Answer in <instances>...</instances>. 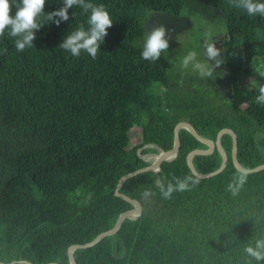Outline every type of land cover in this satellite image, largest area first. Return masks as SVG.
<instances>
[{"label":"trees","instance_id":"1","mask_svg":"<svg viewBox=\"0 0 264 264\" xmlns=\"http://www.w3.org/2000/svg\"><path fill=\"white\" fill-rule=\"evenodd\" d=\"M90 2L103 4L113 20L95 60L58 47L80 24L87 29L79 7L69 9V21L36 31L23 52L7 32L0 37V50L7 49L0 54V262L69 264L70 245L91 241L132 207L114 194L119 178L150 164V153L171 148L181 120L212 141L221 128L232 129L238 162L245 168L264 163V106L254 103L264 85V17H249L234 0ZM61 6L62 0H46L45 12ZM153 11L211 25V36L226 33L233 98L246 91L237 88L238 76L259 67L244 106L193 89L198 78L180 73L168 52L155 62L141 59L143 23ZM133 127L139 133L131 140ZM179 137L173 159L119 188L141 203L140 213L97 243L76 248V264H249L244 247L264 237V169L247 173L233 196L227 186L239 171L231 166V136L221 137L225 168L206 178L186 164L189 151L206 145L186 129ZM221 161L217 148L192 157L201 173ZM174 177H191L189 189L164 199L157 184Z\"/></svg>","mask_w":264,"mask_h":264},{"label":"clouds","instance_id":"2","mask_svg":"<svg viewBox=\"0 0 264 264\" xmlns=\"http://www.w3.org/2000/svg\"><path fill=\"white\" fill-rule=\"evenodd\" d=\"M45 5L46 0H15L13 14V0H0V37H3L7 32L10 38H15L17 52H23L26 48L34 45L36 31L45 24L54 23L59 26L61 22L69 21V9L79 7L81 14L87 15V29L84 24H80L65 36L58 47L70 52L73 57H79L84 52L95 60L100 51V45L108 34V29L113 25V20L105 6L93 4L90 0H62L61 7L45 12ZM233 6L242 9L249 17L257 15L264 17V0H234ZM73 15L75 16V12ZM144 31L141 59L155 62L169 49L167 29L160 25L154 27L150 32ZM207 51L211 59H215L219 54L215 47H209ZM0 54H7V49L0 50ZM195 59L196 53L190 52L182 60L181 66L187 68L189 63ZM193 67L198 69L202 76L211 75V72L205 71L199 63L194 64ZM254 103L264 106V85L259 87L258 94L254 97ZM246 175V171H239L234 182L228 184L227 191L235 196L239 188L243 186ZM190 179L191 177L183 179L174 177L175 182L170 180L166 186L161 181L157 184L160 195L164 199H169L174 192L188 190ZM151 194L150 191L145 193L146 196ZM243 251L251 258L249 264H252V261H255L256 264H264V237L255 239L254 243L247 244Z\"/></svg>","mask_w":264,"mask_h":264},{"label":"water","instance_id":"3","mask_svg":"<svg viewBox=\"0 0 264 264\" xmlns=\"http://www.w3.org/2000/svg\"><path fill=\"white\" fill-rule=\"evenodd\" d=\"M160 25L165 26V28L167 29V36L170 39L173 36L188 30L192 26V21L186 15H175V14L168 12V11H163V12L153 11V12H150L148 14V16L146 17V19L144 20L143 28H144V30L150 32L154 27H157ZM180 129L188 130L197 140H199L201 143L206 145L205 149L196 148V149L189 151L186 155L187 166L189 167V169L193 173V175L198 177V178L210 177L212 175H215V174L221 172L225 168V166L228 162V156H227L226 151L223 149V147L221 145V137L225 133H228L232 139L230 157H231V166L233 169L238 170V171H246V173L255 172V171L264 169V163L259 164L255 167H252V168H245L238 162V160L236 158L237 137H236V135L232 129L227 128V127L221 128L217 132L215 140L212 141L210 139H207L205 137L200 136L190 122L185 121V120H181V121L177 122L173 128V144H172L171 148H169L166 151L160 150L158 153L155 154L157 156L156 160H153L147 166H144V167H141L139 169L130 171L126 174H123L119 178L114 194L121 197L125 201L131 203L132 207L119 214V216L117 217L116 222L113 225V227L99 233L91 241L84 243V244H72V245H70L67 248V255H68L69 264H76L74 256H73V251L76 248L88 247V246H91V245L97 243L104 236L110 235V234H113L114 232H116L118 230V228L121 226V224L125 218L133 217V216L138 215L140 213L141 203L138 200L130 198L129 196L125 195L124 193L119 192V188L121 187L123 182L126 179H128L129 177H131L135 174L141 173L143 171H157L159 169L160 164L163 161H169V160L173 159L176 156L178 149H179V144H180L179 130ZM215 148L218 149V151L221 155V159H222L219 167L217 169H215L214 171L207 172V173L198 172L195 169V167L193 166L192 157L194 155H208ZM15 263L33 264L31 261L26 260V259L12 260V261L6 262V263L0 262V264H15ZM46 264H60V263L49 262Z\"/></svg>","mask_w":264,"mask_h":264},{"label":"rangeland","instance_id":"4","mask_svg":"<svg viewBox=\"0 0 264 264\" xmlns=\"http://www.w3.org/2000/svg\"><path fill=\"white\" fill-rule=\"evenodd\" d=\"M216 31V29L208 24H201L199 26L197 25H192L189 30H186L184 32H181L172 38L169 39V49H168V54L172 58L177 60V66H178V71L185 75L186 77H191L195 78V76L198 78L197 82L193 83V89H197L199 92L203 93L205 96H208L209 99H213L218 96L217 91L215 90L214 86L208 85L204 82L203 78L204 75L202 76L200 74V71L198 69H195L193 67L194 64L199 63L201 64L205 71H208V64L206 63V60L204 58V53L202 52V46L203 43H206L210 40L211 34ZM220 34V33H219ZM190 52H195L196 53V59L192 62L189 63L187 68H183L181 66L182 60L184 57L190 53ZM255 64L253 65V67ZM259 67H257L258 69ZM256 69V70H257ZM261 72H264V65L261 68ZM252 71L248 77H242L238 76V84L237 88L239 89H245L243 96H236L233 99L235 100L236 104L240 106H244L245 101H246V95L249 94L250 91V81L253 80L252 77L256 76V71ZM207 85V86H204ZM246 94V95H245ZM139 131L136 129V127H133L130 130L131 134V140L135 139V137L138 135ZM150 155H154L153 153H150L147 157L150 162L153 161V158H151Z\"/></svg>","mask_w":264,"mask_h":264},{"label":"flooded vegetation","instance_id":"5","mask_svg":"<svg viewBox=\"0 0 264 264\" xmlns=\"http://www.w3.org/2000/svg\"><path fill=\"white\" fill-rule=\"evenodd\" d=\"M227 37L226 33L214 34L210 37V40L203 43L202 52L204 53V58L208 64V71L211 75H205L203 80L208 85L214 86L217 91V99H233L232 96V85L229 82L228 73V57L226 54V48L224 47V41ZM215 47L218 50V56L215 59H211L208 55V48ZM252 73V71H251ZM254 81L256 76L252 77Z\"/></svg>","mask_w":264,"mask_h":264},{"label":"bare ground","instance_id":"6","mask_svg":"<svg viewBox=\"0 0 264 264\" xmlns=\"http://www.w3.org/2000/svg\"><path fill=\"white\" fill-rule=\"evenodd\" d=\"M151 158H153V160H156V157L155 156H151Z\"/></svg>","mask_w":264,"mask_h":264}]
</instances>
